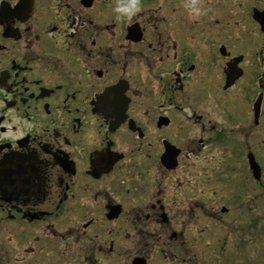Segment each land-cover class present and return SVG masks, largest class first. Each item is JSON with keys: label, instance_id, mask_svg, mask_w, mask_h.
Returning a JSON list of instances; mask_svg holds the SVG:
<instances>
[{"label": "flooded vegetation", "instance_id": "af4514ba", "mask_svg": "<svg viewBox=\"0 0 264 264\" xmlns=\"http://www.w3.org/2000/svg\"><path fill=\"white\" fill-rule=\"evenodd\" d=\"M128 2L0 0V264H196L203 149L263 175L264 0Z\"/></svg>", "mask_w": 264, "mask_h": 264}, {"label": "rangeland", "instance_id": "374dc122", "mask_svg": "<svg viewBox=\"0 0 264 264\" xmlns=\"http://www.w3.org/2000/svg\"><path fill=\"white\" fill-rule=\"evenodd\" d=\"M205 151L206 148L201 157L210 160L206 165L213 169V173L209 175L205 172L199 178L204 182V233L201 238L202 253L200 249L196 264H264V172L261 186L255 187L250 177L238 172L240 164L233 162L236 165L233 171L239 175H233L235 191L229 193L226 186L220 189L222 177L215 176L223 172L221 165H224L223 162L228 157L225 154L229 153L228 147H214L212 157L211 153L207 155ZM218 183L219 188L211 193L209 188ZM170 184L175 185V180L172 179ZM216 191L219 193H215ZM228 195L232 198L230 212L228 210L227 213H221L219 209L227 204L224 196ZM212 202L213 205H210ZM210 206L214 209H210ZM133 246V243L129 242L127 245L125 242L124 248L130 250ZM127 255L125 251L123 260L128 264L131 258ZM155 257L153 255L151 258L152 264H156Z\"/></svg>", "mask_w": 264, "mask_h": 264}, {"label": "clouds", "instance_id": "9594fccd", "mask_svg": "<svg viewBox=\"0 0 264 264\" xmlns=\"http://www.w3.org/2000/svg\"><path fill=\"white\" fill-rule=\"evenodd\" d=\"M137 9H138V4L136 0H129L127 4L121 3V4H118L116 7L117 12L129 15V16Z\"/></svg>", "mask_w": 264, "mask_h": 264}, {"label": "water", "instance_id": "95a60500", "mask_svg": "<svg viewBox=\"0 0 264 264\" xmlns=\"http://www.w3.org/2000/svg\"><path fill=\"white\" fill-rule=\"evenodd\" d=\"M250 159H252V158H250ZM252 161V160H251ZM254 163V162H253ZM252 163V164H253ZM252 167H253V169L254 170H257V167L253 164L252 165ZM132 264H145V262H144V260L142 259V258H140V257H135V258H133V260H132Z\"/></svg>", "mask_w": 264, "mask_h": 264}]
</instances>
